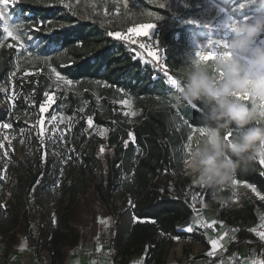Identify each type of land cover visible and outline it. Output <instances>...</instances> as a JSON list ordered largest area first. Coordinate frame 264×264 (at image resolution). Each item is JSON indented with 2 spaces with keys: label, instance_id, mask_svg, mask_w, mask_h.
<instances>
[{
  "label": "trees",
  "instance_id": "trees-1",
  "mask_svg": "<svg viewBox=\"0 0 264 264\" xmlns=\"http://www.w3.org/2000/svg\"><path fill=\"white\" fill-rule=\"evenodd\" d=\"M203 1L190 0L188 4L191 10H197ZM83 6L84 2L77 0H69L68 4L62 0H17L20 19L14 35L18 40L7 37L0 18V122L9 120L18 107L25 110L26 97L38 108L44 93L56 87L58 72L73 81L75 87L68 93L65 89L59 91L70 102L68 112L73 114L75 107L80 110L84 106L81 116L109 127V145L114 154L106 169L99 159L97 168L91 167L95 159L86 157L89 162L64 189L67 203L59 213L57 226L51 217V187L58 183L62 163L48 158L39 170L31 169L27 192L30 194L38 183L36 199L30 203L15 196L4 204L0 201V232L6 239L7 254L26 237L39 263L65 264L76 247L96 234L99 216H111L113 263L127 264L132 255L146 252V261L156 259L161 264L166 238H204L179 229L180 223L190 219L193 208L186 199L168 193V181L162 176L173 165L178 149L202 127L203 108L199 101L194 104L196 108L177 103L179 89L167 81L166 74L180 80L184 87L191 61L197 58L181 27L162 33L163 63L144 62L136 56L131 43L107 34L114 33L113 24L97 16L87 17ZM155 10L160 16L167 14L163 9ZM29 36L43 43L35 48ZM50 41L55 42L51 48ZM21 42L24 48H20ZM198 60L213 78L219 79L216 58ZM13 90L14 102L8 96ZM126 98L143 111L135 124L115 111L119 108L117 102ZM131 130L134 139L129 135ZM91 149L96 154L95 146ZM87 164L90 170L85 169ZM3 168L0 158V184ZM260 170L261 164L255 159L246 169L237 171L232 182H248L264 193ZM162 185L165 193L161 194ZM133 216L149 220L134 222ZM36 222L37 236L32 232ZM243 244L247 245V253L264 255V244L247 241L243 232L238 233L230 250H242Z\"/></svg>",
  "mask_w": 264,
  "mask_h": 264
},
{
  "label": "rangeland",
  "instance_id": "rangeland-1",
  "mask_svg": "<svg viewBox=\"0 0 264 264\" xmlns=\"http://www.w3.org/2000/svg\"><path fill=\"white\" fill-rule=\"evenodd\" d=\"M69 0H62L68 4ZM84 2V13L87 17H100L108 25H112L115 32H120L123 40L132 44V50L136 56L144 62H164V48L160 38L162 33L170 29L183 27L186 33V41L189 48L196 55L195 43H203L209 37L213 39H230V30L217 31L215 29H203L195 24L183 23L186 20H200L215 24L225 16L219 12V7H225L229 14L236 18L250 15L256 10L249 0H204L197 6V10H191L188 2L190 0H77ZM245 3L243 10H238V3ZM161 3H166V7H160ZM17 0H9L8 4H0V17L4 27L9 28L15 34V24L20 19V11L16 7ZM167 11L164 19L157 20L160 16L155 9ZM151 13V15H149ZM154 23L157 27L149 31L147 35L140 34L142 25ZM37 42L41 41L35 36H30ZM260 41H258L259 43ZM222 51V50H218ZM154 53V54H153ZM167 81L172 84V80L181 81L170 74H166ZM67 80V79H66ZM182 87V85H181ZM65 89L68 93L75 91L74 85H67L62 80H58L53 91L48 92L54 97L55 103L46 112L40 111V106L35 108L34 101L26 97L23 101L27 108L23 110L18 107V112L12 114L7 121L0 122V158L4 162L1 172L0 201L4 204L11 197H18L22 201L34 203L35 191L38 183L31 188L30 194L27 192L31 183L30 171L39 170L48 158H55L62 163V173L56 186L51 187L54 195L51 198L50 207L52 209V220L57 226L60 211L66 205L64 189L70 184L81 171V166L86 157L94 158L91 167L97 168L96 159L105 167L108 166L110 158L113 156V148L109 145L110 128L97 124L92 118V125H88V118L81 116L84 106L76 110L73 114L68 112L69 101L66 96H60L59 91ZM238 99L243 103L252 106L253 101L258 108H264V99L260 96H251L238 93ZM14 90L9 93V97L14 102ZM247 96V99L243 97ZM46 97L42 101H45ZM41 103V104H42ZM84 103L83 101L81 104ZM40 104V105H41ZM119 108L115 111L122 113L125 120L130 124H135L143 111L135 103L126 98L117 102ZM134 113V115H133ZM54 117V118H53ZM43 120L44 123L40 124ZM84 121V122H83ZM264 126V121H257ZM8 125V127H3ZM131 139L134 133L131 130ZM202 134L199 130L191 135L179 151L174 155L173 165L168 171L162 173L168 181L167 191L175 197H182L188 201L193 208V214L188 221L179 224L181 231L187 233H197L204 237L203 240L195 236L166 238L163 263H185L198 254L218 255L223 247H231V239L237 241L238 233L243 232L247 241H260L264 244V239L259 233L264 231V193L255 185L248 182L234 181L221 194L226 198L227 203L219 204L213 202L210 190L199 185L194 176L184 167L183 161L188 157L190 151L198 146ZM96 148V154H92L91 147ZM103 148V152L100 149ZM89 164L85 169L90 170ZM160 193H165V187H160ZM164 191V192H163ZM199 203L200 205H197ZM98 229L95 235L89 237L86 242L75 248L72 254L84 253L87 251L90 264L109 263L111 260V237L114 234L113 219L111 216L98 218ZM192 231L188 232L187 229ZM249 228H252L249 229ZM32 232L38 235V222L33 224ZM227 233V235H225ZM27 243V250L33 253L29 241L23 237ZM212 241H216V246H212ZM246 252L247 248L243 247ZM134 254L128 258L127 264H159L156 259L145 260V254ZM256 252L250 253L251 263H260L255 259ZM34 254V253H33ZM96 254V255H94ZM35 256V254H34ZM36 261L38 262L36 256ZM69 260L65 264H68ZM38 264H41L38 262Z\"/></svg>",
  "mask_w": 264,
  "mask_h": 264
},
{
  "label": "clouds",
  "instance_id": "clouds-1",
  "mask_svg": "<svg viewBox=\"0 0 264 264\" xmlns=\"http://www.w3.org/2000/svg\"><path fill=\"white\" fill-rule=\"evenodd\" d=\"M256 10L251 19L230 30L227 43L232 55L218 61L222 79L213 78L198 59L177 103L201 102L202 138L183 161L196 182L210 190L213 202L227 203L221 194L237 171L246 169L257 157L264 158V108L237 98V93L264 99V0H251ZM258 41H260L258 43ZM232 135L229 137L228 133Z\"/></svg>",
  "mask_w": 264,
  "mask_h": 264
},
{
  "label": "snow or ice",
  "instance_id": "snow-or-ice-1",
  "mask_svg": "<svg viewBox=\"0 0 264 264\" xmlns=\"http://www.w3.org/2000/svg\"><path fill=\"white\" fill-rule=\"evenodd\" d=\"M170 2V0H169ZM249 2L251 3V0H249ZM9 0H0V4H8ZM160 7H166V3H161L159 5ZM245 8V3H238L237 5V9L238 10H243ZM219 12L220 13H224L225 16L221 19H219L215 24L211 23V22H201L200 20H186L183 21V23H190V24H195L198 27H202L203 29H215L217 31H226V30H233L237 25L239 24H243L248 22L251 17L250 15H244L241 18H236L233 14H229L228 10L225 7H219ZM149 15H151V13H149ZM0 17H3V12H0ZM157 20H162L164 19V17L162 16H156ZM157 27V24L154 23H149V24H145L142 25L140 29H136L133 31H139L140 34L142 35H147L149 33V31L154 30ZM4 33L7 35V37H10L14 40H18L19 38L17 36H15L13 34L12 31L9 30V28L5 27L3 29ZM109 36H114L116 39H123L124 37L122 36V34L120 32H108L107 33ZM28 39L31 41L32 46L35 48H39L40 44L43 43V41H39L37 42L36 40H33L32 37H28ZM228 40L224 39V38H220V39H213L211 37H209L205 42L203 43H195V49L196 51V55L197 57H199L200 59L204 60V61H208L211 60L213 58H216L218 61L222 60V59H226L229 58L232 53L230 50V46L227 43ZM54 41H50L48 47L51 48L52 45L54 44ZM261 43H264V39L261 40ZM20 48H24V44L21 42L20 43ZM218 50H222L219 51ZM31 52H28V55H31ZM154 54V53H153ZM53 71H55V69H53ZM218 74H219V79L223 78V71L220 70L219 68H217ZM57 79L58 80H62L64 81L65 84L67 85H71L73 83V81L71 80H66L64 76H62L60 73H56ZM172 84L175 85L176 88L180 90H182V87L180 85V83L176 80H172ZM238 97V93L236 94ZM44 96L46 97L45 101L40 105V111L41 112H46L49 107H51V105L53 103H55L54 97L52 95H50L49 93L45 92ZM244 99H247V96L243 97ZM197 106L193 105V108H196ZM134 115V113H133ZM54 118V117H53ZM88 125L91 126L92 125V118L89 117L88 118ZM44 121L41 120L40 124H43ZM3 127H8V125H4ZM199 131L201 132V134H203V129L200 128ZM131 135V133L129 134ZM232 135L231 132L228 133V136L230 137ZM134 139V137H133ZM0 147H2V145H0ZM103 148L100 149L101 152H103ZM261 163L264 164V160H261ZM149 220L148 217L145 218H139V217H135L133 216V221H139V222H147ZM154 222V221H152ZM188 232H191L192 229L188 228L187 229ZM225 235H227V233H225ZM259 236L264 239V231L259 233ZM176 239H179V237H177ZM212 246L215 247L216 246V241H212Z\"/></svg>",
  "mask_w": 264,
  "mask_h": 264
},
{
  "label": "built area",
  "instance_id": "built-area-1",
  "mask_svg": "<svg viewBox=\"0 0 264 264\" xmlns=\"http://www.w3.org/2000/svg\"><path fill=\"white\" fill-rule=\"evenodd\" d=\"M256 160L261 164V174L264 176V164L261 163V160L264 158L257 157ZM197 205H200L197 203ZM264 227V224L258 228L261 230ZM252 230V228H249ZM238 235V234H237ZM238 239V237H237ZM231 241H235L234 238ZM7 244L6 239L3 233L0 232V264H10L8 262L9 254H7ZM180 264V263H172ZM181 264H251V256L249 253L242 250L231 251L230 247H223L221 252L218 255H202L198 254L192 257L190 260ZM258 264H264V258Z\"/></svg>",
  "mask_w": 264,
  "mask_h": 264
},
{
  "label": "crops",
  "instance_id": "crops-1",
  "mask_svg": "<svg viewBox=\"0 0 264 264\" xmlns=\"http://www.w3.org/2000/svg\"><path fill=\"white\" fill-rule=\"evenodd\" d=\"M245 246L247 247L246 244H243L241 248L243 249V247L245 248ZM27 247H28L27 243L24 242V240H22L21 243L16 247V249L12 253L9 254L8 262L10 264H38V262L35 259L34 254L28 251ZM255 259L259 261L260 257L256 256ZM68 260H69L68 264H90L87 251L84 253L71 254ZM108 261L109 263L103 262L100 264H112L110 262L109 257H108ZM251 264H255V262Z\"/></svg>",
  "mask_w": 264,
  "mask_h": 264
}]
</instances>
